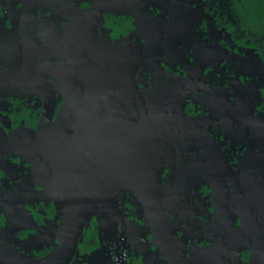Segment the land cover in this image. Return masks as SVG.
<instances>
[{"label":"flooded vegetation","instance_id":"af4514ba","mask_svg":"<svg viewBox=\"0 0 264 264\" xmlns=\"http://www.w3.org/2000/svg\"><path fill=\"white\" fill-rule=\"evenodd\" d=\"M172 2L0 0V264H264L263 183L191 96L238 69L187 70Z\"/></svg>","mask_w":264,"mask_h":264},{"label":"rangeland","instance_id":"374dc122","mask_svg":"<svg viewBox=\"0 0 264 264\" xmlns=\"http://www.w3.org/2000/svg\"><path fill=\"white\" fill-rule=\"evenodd\" d=\"M165 1L169 7L168 0ZM172 5L185 27L186 34L179 32L180 36L193 46L191 58L184 59L188 71L200 72L205 64L219 59L238 69L224 94L202 89L198 93L193 91L191 96H196L194 100L204 116L214 122H230L228 127L236 142H240L241 157L247 158L253 167L250 174L257 171L256 176L263 183L258 188L255 185L259 182L247 178L246 188L256 198L260 215L264 217V52L259 45L240 43L233 38L230 20L220 18L224 14L223 0H174ZM187 95L182 96L179 105L184 118H187L186 102L192 99Z\"/></svg>","mask_w":264,"mask_h":264},{"label":"trees","instance_id":"16d2710c","mask_svg":"<svg viewBox=\"0 0 264 264\" xmlns=\"http://www.w3.org/2000/svg\"><path fill=\"white\" fill-rule=\"evenodd\" d=\"M234 35L264 52V0H223Z\"/></svg>","mask_w":264,"mask_h":264},{"label":"water","instance_id":"95a60500","mask_svg":"<svg viewBox=\"0 0 264 264\" xmlns=\"http://www.w3.org/2000/svg\"><path fill=\"white\" fill-rule=\"evenodd\" d=\"M84 221H85V220L83 219L81 222L79 221L78 223H76V227H75V228H77V233H78V231H80L81 226L83 225ZM75 228H74V229H75ZM76 235H77V234H75L74 238H76ZM58 246H59V245H57V248H56L55 252L53 253V255H57V254H58V249H59Z\"/></svg>","mask_w":264,"mask_h":264}]
</instances>
